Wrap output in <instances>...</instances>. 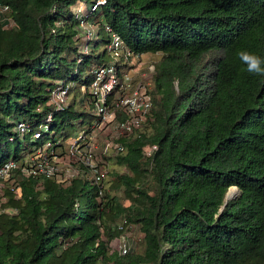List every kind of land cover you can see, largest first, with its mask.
I'll use <instances>...</instances> for the list:
<instances>
[{
	"label": "trees",
	"instance_id": "obj_1",
	"mask_svg": "<svg viewBox=\"0 0 264 264\" xmlns=\"http://www.w3.org/2000/svg\"><path fill=\"white\" fill-rule=\"evenodd\" d=\"M113 33L161 55L150 114L121 139L109 187L87 167L65 182L14 170L0 264H264V78L236 56H264V0H0V167L93 131L81 89L94 108ZM130 227L137 247L112 251Z\"/></svg>",
	"mask_w": 264,
	"mask_h": 264
},
{
	"label": "rangeland",
	"instance_id": "obj_2",
	"mask_svg": "<svg viewBox=\"0 0 264 264\" xmlns=\"http://www.w3.org/2000/svg\"><path fill=\"white\" fill-rule=\"evenodd\" d=\"M160 60V54H147L141 57L134 56L131 59L121 61L118 64L121 66V72L129 76L135 86L143 85L149 90L152 87V73L149 71V67L151 65H156V63ZM115 63L116 60L112 58L110 60V64L114 65ZM81 91V99L85 98V111L90 113V115L98 117L95 107L93 108L86 101V97L90 96L88 94L86 95V90L84 91L83 88ZM53 100L57 101V103L61 105L67 106L71 97L69 94L62 95L61 93L55 92ZM93 121L95 120L88 117L86 119L85 126H88V124ZM116 124L117 121L102 120V122H99V124L94 128L92 137H90L89 140H84L77 148L72 150L69 148L72 144H75V138H72L65 143V149L57 150V153L52 156L51 159H43L45 158V154L41 153L39 150L33 154L27 155L25 157V161H27L26 163L30 162V166H36V168H39L40 175L54 177L61 182H65L71 179V177L78 175L81 167H87V171H89L91 177H93L94 170L96 169L104 174L105 180L107 181L106 186L109 187L114 180V178L110 175V171H112V169L119 168V166L115 164V158L119 154L115 147L120 145L121 139L128 135L116 129ZM79 131L80 127L77 129V133ZM27 142L28 141L25 140L21 141L23 146H25ZM86 159H89V165L84 164ZM13 177L14 175L12 174V176L6 179H0V212L4 210L3 204H5L8 200V197L5 195V191L12 188L16 189L17 184L15 182V178ZM124 204L128 205L129 202L125 200ZM125 230L126 231L123 235L111 243L112 251L118 250L119 245L123 242V238L130 248L137 247L139 232L132 227Z\"/></svg>",
	"mask_w": 264,
	"mask_h": 264
},
{
	"label": "built area",
	"instance_id": "obj_3",
	"mask_svg": "<svg viewBox=\"0 0 264 264\" xmlns=\"http://www.w3.org/2000/svg\"><path fill=\"white\" fill-rule=\"evenodd\" d=\"M99 3H103V1H99ZM94 8H96V6H94ZM1 10L2 12L8 11V6H3ZM109 51L111 52L112 58L116 60V63L114 65H104L96 70L94 81L92 82L88 91L91 95L98 115L97 123L95 124L94 128L99 124V122L101 123L102 120L117 121L116 129L125 134H130L133 132V130L139 128L146 121L152 109V98L149 90L145 86H135L129 76L122 72L121 75L118 74L116 67L117 63L121 61H127L134 57V55L129 51L124 41L116 33L111 35ZM154 70L155 65H151L149 67V71L153 73ZM83 89L84 91L86 90L84 87ZM55 92L64 95L68 94V89L61 86ZM55 92L53 95H55ZM54 102L58 105L59 109H64V105L57 103V101ZM17 128L21 133H24L26 130V126L23 123H19ZM94 128L89 134L81 132L79 137L75 139V144H72L69 148H71V150L75 149L79 146V144H82L84 140H89V138L92 137ZM35 136L39 137V134H36ZM156 148V146H153L148 152V155L156 150ZM115 149L118 153L124 151V147L121 144L117 145ZM41 153L44 154L43 151H41ZM46 158L47 156H45L43 159ZM26 162L27 161H25L23 165H19L13 160L6 162L0 167V179H6L12 176L14 170L20 167L24 175L27 177L40 175L39 168H36V166H30V162ZM84 164L89 165V159H86ZM93 177L96 184L102 183L103 179L105 178L104 174L96 169L94 170ZM14 191L18 195L20 194L19 188H16ZM10 212L15 213V210ZM129 250L130 247L123 238V242L119 245L118 251L122 255H126Z\"/></svg>",
	"mask_w": 264,
	"mask_h": 264
},
{
	"label": "clouds",
	"instance_id": "obj_4",
	"mask_svg": "<svg viewBox=\"0 0 264 264\" xmlns=\"http://www.w3.org/2000/svg\"><path fill=\"white\" fill-rule=\"evenodd\" d=\"M236 56H238L247 72L264 78V56L246 49L238 50Z\"/></svg>",
	"mask_w": 264,
	"mask_h": 264
},
{
	"label": "water",
	"instance_id": "obj_5",
	"mask_svg": "<svg viewBox=\"0 0 264 264\" xmlns=\"http://www.w3.org/2000/svg\"><path fill=\"white\" fill-rule=\"evenodd\" d=\"M233 188H235L236 191H235V193L232 194V196H229V193H230V190H231V189H230L229 192L227 193V197H228V198H232V197H234V195H236L237 188H236V187H233Z\"/></svg>",
	"mask_w": 264,
	"mask_h": 264
},
{
	"label": "bare ground",
	"instance_id": "obj_6",
	"mask_svg": "<svg viewBox=\"0 0 264 264\" xmlns=\"http://www.w3.org/2000/svg\"><path fill=\"white\" fill-rule=\"evenodd\" d=\"M235 192V188H231L229 196H232V194Z\"/></svg>",
	"mask_w": 264,
	"mask_h": 264
}]
</instances>
